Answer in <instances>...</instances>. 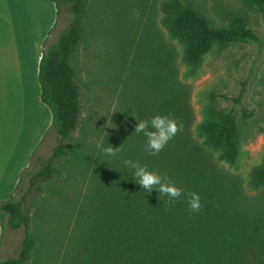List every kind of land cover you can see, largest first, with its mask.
Listing matches in <instances>:
<instances>
[{"label":"trees","instance_id":"1","mask_svg":"<svg viewBox=\"0 0 264 264\" xmlns=\"http://www.w3.org/2000/svg\"><path fill=\"white\" fill-rule=\"evenodd\" d=\"M49 1L56 6L54 26L64 8L71 13L58 39L51 44L45 39L38 72L40 98L51 112L48 130L60 136V143L47 159L38 158L37 170L23 168L14 192L0 201L2 233L25 229L18 255L0 264L33 261L41 246L37 221L54 199L60 210L53 216L66 221L64 232L71 233L69 264H264V162L250 179L253 188H263L256 195L224 167L237 161L243 133L231 110H213L200 124L204 142L195 139L189 91L178 66L181 57L197 69L215 48L257 40L246 15L232 13L226 24H217L194 0H124L106 65L116 108L110 124L88 127L76 70L88 36L103 25L93 23L101 16H91L90 0ZM244 1L264 13V0ZM133 114L149 121L168 114L183 129L159 155H148L146 137L134 133L138 121ZM250 116L245 111L244 118ZM80 128L84 134L76 136ZM90 135L94 142L88 141ZM101 142L122 151L106 157L97 148ZM126 158L199 192L204 210L189 213L182 198L166 211L167 197L144 190L134 170L124 167ZM77 177L80 186H73ZM59 229L65 239L63 225Z\"/></svg>","mask_w":264,"mask_h":264},{"label":"rangeland","instance_id":"2","mask_svg":"<svg viewBox=\"0 0 264 264\" xmlns=\"http://www.w3.org/2000/svg\"><path fill=\"white\" fill-rule=\"evenodd\" d=\"M90 1L93 3L91 16H101L93 20V23L101 20L103 25L99 31L98 28L93 29L94 36H88L86 45L82 46L78 54L79 63L76 71L77 81L82 89L84 123L86 122L88 127H98L110 124V119L116 108V97L111 93L112 85L108 77L109 66L106 65L115 44V37L112 35L113 24L124 8L125 2L124 0ZM26 2L30 3L27 5L28 7L24 5ZM194 2L217 24H226L228 16L232 13L246 15L258 36L257 40L234 43L222 49H213L205 56L202 65L197 69L186 65L181 57L178 61L179 77L188 88L189 103L194 115L193 136L198 141L204 142L200 124L209 117L213 110L233 111V114L242 122L240 154L234 164L223 163V165L228 171L242 177L248 194L256 195L263 191V188H253L250 179L253 169L264 162V13L244 0H194ZM11 5L16 42L19 41L20 35L18 26L24 20L26 23L23 29L31 27L30 30L35 33V29L38 28L37 24L41 17L36 13L31 15L33 8L45 18L55 14V5L48 0H13ZM5 6L6 3L1 9H5ZM3 13L1 12V16ZM5 13L8 17L7 11ZM70 18L71 13L67 8H64L57 24L54 26V23L50 28L48 44L58 39L60 33L70 22ZM164 32L169 40L175 42L166 30ZM12 34L13 32H9L4 25V31L1 33L0 65L4 73L9 74L15 87V93L12 95L16 104L15 132L18 134L21 126L20 137H24L29 144L35 138L34 116H39V112L35 105L36 100H31L28 91L24 89V92L20 88L19 82L23 66L20 62L19 49ZM39 50L42 51L41 47ZM238 98L239 101H237ZM23 104L25 109H21ZM245 111L251 113L249 118H244ZM23 112L25 115L27 114L24 119L20 117ZM44 115L49 118V128L51 121L49 109ZM48 128L32 155L29 166L31 170H37L40 166L38 158L47 159L52 154L54 147L60 143V136L53 129L48 130ZM82 134L84 133L80 128L76 132V136ZM88 141L94 142L95 137L90 135ZM79 181H82L81 177L74 178L73 186L77 184L80 186ZM57 204L55 199L49 201V204L45 205L49 209L46 211L47 214L37 221H41L38 231L41 246L37 256L30 264H69L66 260L70 258L68 252L70 251L71 233L69 231L66 235L64 232L66 221L61 222L58 217L53 216L54 210H60L56 206ZM60 225H63L61 232L66 235L65 239L60 237V229L58 230ZM34 229L36 230L33 226ZM24 236V227L4 230L0 238V261L18 255Z\"/></svg>","mask_w":264,"mask_h":264},{"label":"crops","instance_id":"3","mask_svg":"<svg viewBox=\"0 0 264 264\" xmlns=\"http://www.w3.org/2000/svg\"><path fill=\"white\" fill-rule=\"evenodd\" d=\"M12 1L13 0H0V44L1 33L4 31L5 25L9 32H13L12 35L15 39L14 42L16 43L21 55L20 62L23 66V70L19 82L20 88L23 91L24 89L28 91L31 100H36L35 105L38 108L39 116H34L33 129L35 138L28 144L24 137H20V133L22 132L21 126L18 134L15 132L14 124L16 119V104L12 99V95L15 93V87L9 74L4 73L0 65V201L8 199L14 192L19 182L22 169L30 166L32 154L34 152L33 150L37 149V146L42 141L48 128L49 118L45 117L44 114H46V111L49 109V107L44 104L40 98L41 88L38 80V72L42 51L40 52L39 47H41L42 50L43 43L49 34L50 28L56 21V6L55 14H49V18L47 16L45 18L44 16L40 15L37 10H34L33 8L31 15L36 13L41 17V19L39 18L40 21L37 24L38 28L34 26L36 28L35 33H32V30H30L31 27L29 29H23L24 24L26 23V20H24V22L18 26L20 35L18 39L19 41L16 42V31L12 17ZM4 3H6L5 9H1V7L3 8ZM28 4L30 5L29 2L24 3L25 6ZM6 11L8 17L5 15ZM1 12H4L2 16ZM21 109H25L24 104L21 106ZM26 116L27 114L25 115L23 112L20 117L24 119ZM40 124L42 125L40 126ZM1 235L2 227L0 223V238Z\"/></svg>","mask_w":264,"mask_h":264},{"label":"clouds","instance_id":"4","mask_svg":"<svg viewBox=\"0 0 264 264\" xmlns=\"http://www.w3.org/2000/svg\"><path fill=\"white\" fill-rule=\"evenodd\" d=\"M133 115L138 121L134 133H142L146 137L143 151L148 155H159L169 141L183 129V124L168 114H156L150 121L140 120L137 115ZM97 148L106 157H117L122 151L121 146H105L103 142L98 144ZM123 165L130 171L134 170L135 180L144 190L151 193L153 189H156L160 197H167L163 201L166 211L170 210L173 204L181 201L182 198L187 204L189 213H200L204 210L205 205L202 203L199 192L186 190L178 186L170 177L162 176L155 171L149 170L146 165H141L139 160L126 158L123 160Z\"/></svg>","mask_w":264,"mask_h":264}]
</instances>
